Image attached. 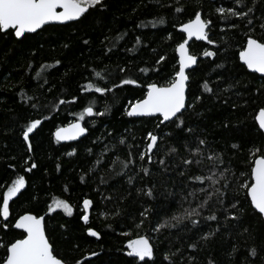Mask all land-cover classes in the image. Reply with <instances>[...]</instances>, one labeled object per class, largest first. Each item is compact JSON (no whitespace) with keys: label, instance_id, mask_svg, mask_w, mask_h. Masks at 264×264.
I'll use <instances>...</instances> for the list:
<instances>
[{"label":"snow or ice","instance_id":"1","mask_svg":"<svg viewBox=\"0 0 264 264\" xmlns=\"http://www.w3.org/2000/svg\"><path fill=\"white\" fill-rule=\"evenodd\" d=\"M248 3L249 0H231L228 6L221 3L208 12L204 8V0H195L197 10L185 22L173 24V27H178L183 35L182 42L175 48L178 54L177 65L172 75L166 78L165 84L159 81L148 82L145 79V77L150 79L151 73L159 74L163 65L168 62L162 52L153 49L156 58L151 63L147 60L141 61L145 66L134 65V57L114 65L101 61L91 69L86 66L85 71L88 72L86 82L78 85L77 93L73 94L71 99L54 98L51 102L47 100V95L52 93L55 85L45 74L50 68L61 65L60 59H56L52 64L39 65L40 70L35 72L36 91L31 95L28 94L32 89L31 84L27 86L28 91L21 88L20 99L28 109L36 113L35 116L22 117L25 123L21 127L20 135L26 145V153L33 152V134L42 126L45 119H51V116H43L45 111L58 112L60 106L75 105L81 96L87 94L86 106L82 105V110L78 113H70L74 119L65 126L56 128L54 133L57 143L77 141L81 137L90 139L91 146L86 145L84 148L87 166L81 169L80 181L85 183L97 176L100 170H104L105 174L98 176L99 184L111 188L109 180L115 178L123 180L127 177L126 183L131 186L128 194L135 192L147 204L158 199V180L163 184L171 180L173 190L180 189V199L175 213L161 218L155 207H143L138 214L139 219L133 220L136 228L143 227L146 221L149 222L151 231L158 234L156 239L165 232L171 235V230H176L177 243L180 247L173 246L163 251L160 264L164 262L184 264L185 260L187 264H200L197 253L206 250L221 232L238 227L249 208L264 222V147L255 148L251 153L253 158L248 173H241L238 178L232 171L231 162L226 161L224 155L216 150L208 137L190 123L189 115L190 112L195 113L197 105L203 104L206 98L223 100L225 104L232 95H236L237 99L242 98L238 93L231 91L238 86L239 81L227 75L228 69L224 63H217L220 59V47L227 45L228 41L221 37V42L218 43L210 34L221 20L225 21L230 29L240 26L237 21L244 22L247 31L238 51L237 66L245 68L250 73L260 74V79L264 81V0H253L252 6H248ZM161 6L169 7L177 14V20L179 15L187 11V6L182 0H173L171 5ZM106 8V0H0V34H11L17 42L22 43L28 38L27 34L39 35L46 26H68L70 22L74 26H88L95 22L94 14ZM257 10L261 11L259 18L255 16ZM165 23L166 20L157 15L151 20L141 21L135 27L156 28ZM128 35V32H124L117 34L116 37L105 36L102 56L111 61V57L119 52L118 42ZM142 36L143 34L136 35L134 46L125 48V52L142 51L149 47L150 42L145 44ZM171 38L172 34L169 33L168 39ZM193 38L205 41L213 46L214 50L206 49L199 55L191 53L189 41ZM89 44L88 39H83V45ZM136 46L141 47L138 49ZM68 47L69 44H64V48ZM30 51L32 59L26 63L27 68H32L33 60L39 54L38 49ZM226 53L227 49L225 55ZM201 57L207 59L210 66L216 70V82L213 83L211 77H208L198 82L199 91L193 92L191 81ZM45 85H48L46 90ZM224 85L228 87L224 88ZM128 86L141 88L143 95L134 103L129 101L124 114L127 117H150L157 120L155 128L146 131L141 141L145 143L143 150L130 142L135 140V136L126 134L127 129L124 133H117L104 124L103 118L110 112L106 102L103 111L95 108L102 98ZM261 93H264V83L255 89V94ZM226 94L228 99H224ZM244 104H247V100ZM231 107L235 109L238 105L233 102ZM97 117L100 118L104 130L92 138L98 125L95 119L86 118ZM253 119L258 124V132L264 135V107H259ZM121 151L127 152L124 158L120 156ZM66 155L69 157L79 155V147H72ZM25 164L27 165L24 168L25 173H32L39 167L32 156L27 157ZM56 170L57 172L62 170L60 163H57ZM28 184L25 175L17 174L10 185H6V190L0 191V231L7 230L10 226L21 230L20 238L9 241L0 239V247L4 249V255L0 256V264H69L65 257L56 253L53 242H50L49 235L46 234L45 215L29 211L18 218H13L14 224L10 221V202L14 203V198L23 195ZM97 195L100 201L94 202L91 198L82 200L79 219L85 225L89 224L91 211L95 210L97 203L113 201L111 195H104L99 189ZM123 198L116 199L119 201ZM58 209L69 217L74 213L69 201L53 198L47 205V214L55 213ZM105 214L118 217L123 215V210L117 204ZM202 225H207L208 230L204 231ZM87 234L100 239V233L91 227L87 228ZM239 234L248 235L252 242H246L243 253L236 244H232L231 251L227 253L232 264H264V243L257 245L256 238L251 236L248 227H244ZM185 243L187 249L184 247ZM186 250H191L187 256ZM157 251L159 249L148 235H137L135 239L128 241L126 255L135 258L138 264H156ZM97 255L96 252L90 253V257ZM74 264H81V261L76 260ZM206 264L226 262L215 260L210 255Z\"/></svg>","mask_w":264,"mask_h":264},{"label":"trees","instance_id":"2","mask_svg":"<svg viewBox=\"0 0 264 264\" xmlns=\"http://www.w3.org/2000/svg\"><path fill=\"white\" fill-rule=\"evenodd\" d=\"M182 2L187 6V11L179 15L178 20L177 14L169 7L161 6L162 4L171 5L173 0H106L107 8L95 13L93 17L95 22L88 26H74L71 23L68 26H47L39 35H28L22 43L17 42L11 34H0V191L6 190V185H10L17 174L26 176L29 181L27 190L23 195L14 198V203L10 202L9 219L14 224L13 218H18L19 215L29 211L45 215L46 234L49 235L50 242H53L56 253L65 257L69 264H74L76 260H80L81 264H138L135 258L126 255L128 241L135 239L137 235H148L152 239V243L159 249L156 253V264H160L163 251L173 246L180 247L177 243L176 230H171V235L165 232L163 236L156 239L158 234L151 231L149 222L146 221L143 227L136 228L133 220L139 219L138 214L143 207H155L161 218L175 213L180 199V189L173 190L171 180L167 184L158 180V199L147 204L135 192L128 194L131 186L126 183L127 177L123 180L120 178L109 180L111 188L99 184L98 176L105 174L104 170H100L97 176L85 183L80 181L81 169L87 166L84 148L86 145L91 146L90 139L84 137L75 143L61 144L55 141L54 133L56 128L65 126L74 119L70 113H78L82 110V105L86 106L87 94L81 96L75 105L60 106L58 112L45 111L43 116H51V119H45L42 126L33 134V152L26 153V145L20 135L21 127L25 123L22 117L35 116L36 113L28 109L20 99L21 88L28 91L27 86L31 84L32 89L28 91L31 95L33 91H36L35 72L40 70L39 65L52 64L56 59H60L61 65L50 68L45 74L47 79L55 85L52 93L47 95V100L51 102L54 98L71 99V96L77 93L78 85L86 82L85 78L88 77V72L85 71L86 66L91 69L101 61L114 65L133 57L134 65L145 66L141 61L147 60L151 63L156 58L153 49L162 52L168 62L163 65L159 74L151 73L150 79L148 77L145 79L148 82L159 81L165 84L166 78L172 75L177 65L178 56L175 48L179 42H182L183 35L178 27H173V24L185 22L197 10L195 0H182ZM252 2L253 0H249L248 6H252ZM221 3L228 6L231 0H204V8L211 12ZM157 15L166 20L164 25L142 29L135 27L141 21L151 20ZM260 15V10L255 11L257 18ZM237 23L240 25L238 28L230 29L227 23L221 20L210 35L218 43L221 42V37L228 41L227 45L220 47V59L217 63H224L228 69L227 75L239 81L238 86L231 91L238 93L242 98L237 99L236 95H232L231 99H228L226 94L224 99H228L227 104L223 103V100L206 98L203 104L197 105V111L190 112L189 115L190 123L198 127L201 134L208 137L216 150L224 155L226 161L231 162L232 171L239 178L241 173H248L253 158L251 153L255 151V148L264 147V135L258 132V124L253 119L259 107H264V93L255 94V89L260 88L264 81L260 79V76L237 66L238 51L247 31L243 21H237ZM222 28L224 31H221ZM124 32H128L129 35L118 42L120 45L118 54L112 56L111 61L106 60L101 54L105 47V36L116 37L117 34ZM169 33L172 34L171 39H168ZM141 34L145 44L150 42L149 47L142 51L125 52V48L134 46V37ZM83 39H88L90 44L83 45ZM66 43L70 47L64 48ZM40 45L42 47H39ZM136 47L139 49L141 46ZM36 49L39 54L33 60L32 68H27L26 63L32 59L30 50ZM189 49L191 53L197 55L206 49L214 50L213 46L206 42L196 41L190 44ZM215 73L216 70L210 66L208 60L201 57L191 81L192 91L198 92V82L208 77H211L212 82L215 83ZM47 87L48 85H45V90ZM142 95L141 88L128 86L102 98L95 105L96 109L103 111L106 102L110 112L103 118L104 124L117 133H124L127 129L126 134L135 136V140L130 142L135 143L141 150L145 147V143L141 141L146 131L153 130L157 120L130 118L124 114V110L128 107L129 101L134 103ZM245 100H247L246 105ZM233 102L238 105L235 109L231 107ZM86 119H95L98 125L92 138L100 135V132L104 130L100 124V118ZM77 146L79 155L75 157L66 155L72 147ZM126 155V151L120 152L121 158ZM28 156H32L39 165L38 169L33 170L32 173L24 172V168L27 167L25 160ZM57 163L62 165L60 172L56 170ZM9 165L14 167H8ZM136 186L139 187L138 184ZM97 189L104 195H111L113 201L97 203L95 210L91 211L89 224L85 225L79 219L82 200L91 198L94 202L100 201ZM117 197L124 198L117 201ZM53 198L69 201L74 208L73 215L69 217L59 209L55 213L47 214V205ZM117 204L123 210L122 216L114 217L105 214ZM89 227L100 233V239L87 234ZM244 227L250 229L251 236L256 238L257 245L264 243V222L249 208L238 227L221 232L206 250L197 253L200 264H206L210 255L215 260L232 264L231 258L227 256L232 244H236L243 253L246 242H252L248 235L239 234ZM202 228L204 231L208 230L207 225H202ZM13 238H20V232L14 227L10 226L9 229L0 231V239L9 241ZM184 247L187 249L186 243ZM92 252L98 255L90 257ZM190 252L191 250H186L185 256ZM3 255L4 249L0 247V256ZM184 264H187V260Z\"/></svg>","mask_w":264,"mask_h":264},{"label":"water","instance_id":"3","mask_svg":"<svg viewBox=\"0 0 264 264\" xmlns=\"http://www.w3.org/2000/svg\"><path fill=\"white\" fill-rule=\"evenodd\" d=\"M71 23V22H70ZM47 27V26H46ZM27 35H30V34H27ZM193 41H196V42H205V41H197V40H195V38H193V40H191V41H189V47H190V44L193 42ZM190 50V49H189ZM177 56H178V54H177ZM197 67V66H196ZM252 74H256V75H258V76H260V74H258V73H252ZM130 118H134V119H143V118H150V117H130ZM84 137H81L79 140H77V141H62V142H60L61 144H68V143H75V142H78V141H80L81 139H83ZM15 230H17V229H15ZM17 231H21V230H17Z\"/></svg>","mask_w":264,"mask_h":264}]
</instances>
